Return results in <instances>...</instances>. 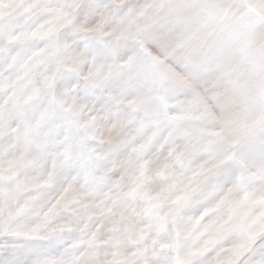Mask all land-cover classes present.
<instances>
[{
	"label": "snow or ice",
	"instance_id": "snow-or-ice-1",
	"mask_svg": "<svg viewBox=\"0 0 264 264\" xmlns=\"http://www.w3.org/2000/svg\"><path fill=\"white\" fill-rule=\"evenodd\" d=\"M158 7L0 0V264H264V107L189 81Z\"/></svg>",
	"mask_w": 264,
	"mask_h": 264
},
{
	"label": "rangeland",
	"instance_id": "rangeland-1",
	"mask_svg": "<svg viewBox=\"0 0 264 264\" xmlns=\"http://www.w3.org/2000/svg\"><path fill=\"white\" fill-rule=\"evenodd\" d=\"M158 3L149 25L170 38L171 54L189 81H212L234 119L264 107V0Z\"/></svg>",
	"mask_w": 264,
	"mask_h": 264
}]
</instances>
